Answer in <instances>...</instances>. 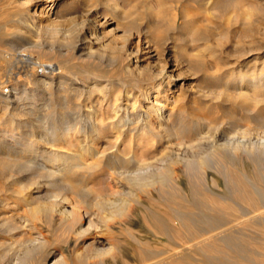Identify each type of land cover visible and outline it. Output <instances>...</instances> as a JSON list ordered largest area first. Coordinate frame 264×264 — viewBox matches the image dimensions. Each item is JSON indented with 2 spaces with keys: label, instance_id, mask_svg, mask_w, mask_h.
Segmentation results:
<instances>
[{
  "label": "rangeland",
  "instance_id": "obj_1",
  "mask_svg": "<svg viewBox=\"0 0 264 264\" xmlns=\"http://www.w3.org/2000/svg\"><path fill=\"white\" fill-rule=\"evenodd\" d=\"M209 1L211 0H57L54 9L38 17L35 14L38 13L39 6L48 0H0V50L8 56L6 59L0 58V76L3 73L0 79L5 78L3 71L10 67L11 61L13 65L16 62L11 53L26 49L39 61L52 63L61 71L58 73L55 69L54 77H51V72L26 73L16 69L21 76L17 79L15 75L13 79L17 91L22 93L23 90L31 94L40 89L41 95H37V102L46 101L50 103L51 109L54 108L52 104H55L53 102L59 91L56 87L52 89L45 86L46 92L45 88H39L38 80L41 77L54 85L59 80L64 81L63 85L71 81L73 87L84 83L85 85H81L85 90L84 96H75L73 101L80 103L85 112L87 109L94 115L97 113L94 118L99 122L101 113L109 111L110 115L111 108L106 105L112 102L115 91L109 86L112 85L113 89L117 87L115 82L118 78L121 106H128L124 98L127 95L128 103L134 104L133 114L141 113L145 116L153 105L147 102L146 94L149 93V100L161 101L158 100L160 95H152L150 88L158 76L162 75L170 80L168 88L172 90V96L170 93L167 95L171 100L168 105L172 107L168 110L167 120L176 118L179 110L183 109V117L190 123L192 119L204 117L206 122L210 121V125L215 124L213 126L218 125L231 131L228 126L235 123L234 120L240 118L242 123L249 124L251 116L264 108V0H247L254 7L248 18H243L233 8L227 11L214 7L211 9ZM175 4H181V12L188 15L177 20L175 27H167L166 23L172 12L178 10L171 8ZM160 10H164L167 18L156 28L155 13ZM33 19L39 21L38 26H31ZM183 21H186L185 24ZM150 49L152 51L148 52ZM175 95H179L181 99L173 102ZM106 96H109L108 101ZM257 98L262 100L255 103ZM43 111H35L32 118L22 117L25 124L20 126V131L26 133L27 142L34 148L35 154H31L40 152L52 157L60 150L66 152L61 139L53 142L39 138L38 121L35 118ZM8 117V112L0 105V130L5 132L9 130ZM106 122L104 127L99 128V135L95 133L91 139L75 133L74 143L80 142L82 145H74L76 153L81 152V156H78L74 151L78 157L74 156L76 161L85 158L86 148L97 150L94 156L100 158L101 153L115 154L123 147V142L127 143L124 140L120 142V137L129 138V131L125 130L118 139L120 128H111V123ZM152 124H156L155 128L150 132L146 129L139 140L145 145L133 149L140 160H147L167 151L166 137L162 135L158 122L154 121ZM189 132L191 136L192 131ZM135 142L136 140L133 143ZM144 150L146 154L141 156ZM175 168L174 178L186 185L189 177L180 170V165H175ZM100 171L102 170L89 174L93 190L101 188L100 181L97 182L101 176ZM211 171L215 172L214 169ZM179 186L182 187V184ZM135 193V198L126 204V213L111 218L106 231H100L95 219L91 225H87L86 217L81 225V229H84L81 234L62 232L60 223L49 221L42 214L38 215L35 222L31 220L29 227H26L14 221L12 215L17 209L24 214L25 207H0V264H49V258L46 257L48 253L51 257L62 253L67 264H77L75 256L89 253L95 236L106 238L113 248L103 259L93 261V258H88L85 264H161L155 260L159 255L162 256L160 258L168 257V252L173 247L170 241L173 242L174 239L170 238L169 241L157 231L158 221H169L173 231L184 230L173 215L175 202L168 195L165 198L164 191L158 185L143 190L135 189ZM14 197L6 199L5 206L14 204ZM72 197L70 199L77 202L78 198ZM80 203L82 204L81 201ZM95 209L97 210L95 206L89 207L91 211ZM10 224L16 227L6 230L5 226ZM31 235L36 236L38 241L43 240L45 244L42 247L38 243L31 245Z\"/></svg>",
  "mask_w": 264,
  "mask_h": 264
},
{
  "label": "bare ground",
  "instance_id": "obj_2",
  "mask_svg": "<svg viewBox=\"0 0 264 264\" xmlns=\"http://www.w3.org/2000/svg\"><path fill=\"white\" fill-rule=\"evenodd\" d=\"M211 1H209L211 9L214 7L227 11L233 8L243 18L250 17L254 11V7L247 0H213V5ZM56 2L57 0H48L41 4L35 15L42 17L50 9L55 8ZM171 8L178 10L172 12L171 18L166 23L167 27H175L177 20L188 15L187 12V14L181 12V4H175ZM163 12L160 10L155 13L156 28L160 27L167 18L166 13ZM184 22L186 21H183V24ZM38 25L37 19L31 21L32 27ZM150 51L152 49L148 50ZM11 54L16 62L13 65L11 61L10 67H6L3 71L5 78L0 79V105L9 115L7 120L9 130L7 132L0 130V207L4 206L7 209L15 207L14 205H17V208L25 207L24 214H21L18 209L13 212L14 221L29 227V222L31 223V220L35 222L38 215L42 214L49 221L60 223L62 232L81 234L84 231L81 225L87 217V225H91L95 219L100 231L103 229L106 231L111 218L126 213L128 210L126 204L136 196L135 189L143 190L158 185L159 189L164 191L165 198L168 195L174 200L173 215L184 230L173 231L169 221L163 219L158 221L157 231L167 240L171 238L174 241L169 240L173 247L170 246L168 257L160 258L161 255H159L155 262L161 264H264V108L260 113L251 116L249 124L242 123L243 120L240 121L239 116L236 115L239 119L228 126L231 131H226L218 125L213 126L215 124L210 125V121L206 122L204 117L191 118L190 123L186 117H183V109L179 110L176 118L167 120L168 110L172 108L168 105L171 100L167 95L170 93L169 95L172 96V90L168 88L170 80L159 75L150 91L156 97L160 95L158 100L161 101L149 100V93L146 94L147 102L153 104L152 110L145 116L141 113L134 115V104L128 103L127 95H124V98L128 106L123 107L119 103L118 78L115 82L117 87L113 89L112 85L109 86L112 91H115L112 102L106 105L111 108L110 115L109 111L106 114L101 113L100 120L97 122L94 118L97 113L94 115L86 108L87 112H85L80 103L73 101L75 96L79 98L85 93L81 87L85 85L84 83L73 87L71 81L63 85L64 81L59 80L57 85H54L53 82H46L40 76L39 88L46 86L54 89L56 87L59 91L56 101L53 102L55 104H52L53 109L49 108L50 103L46 101L37 102L40 89L36 88L37 90L31 94L25 93L27 92L25 90L19 93L14 86L15 82L13 84L15 75L17 79L20 76L16 69L26 73L51 72V77H54L55 69L58 73L61 70L59 67H54L52 63L39 61L31 52L23 48ZM7 57L5 52L2 54L0 50V58ZM44 91L46 92V88ZM174 97L173 102L181 99L179 95ZM261 100L257 98L254 102ZM128 107H131L130 110ZM37 110L45 111L35 118L38 121L39 138H46L53 142L61 139L66 152L60 150L52 157L40 152L36 155L31 154L34 148L32 144H29L30 142H27L28 137L26 138V133L23 134L20 131V126L25 124L23 116L32 118L31 116ZM106 121L111 123L109 124L111 128L116 126L120 128L118 139L125 130L129 131V138L120 137V142L124 140L127 143L123 142V147L115 154L101 153L100 158L94 156L97 150L86 148L87 157L76 161L75 155L78 153V156H81V152L76 153L77 150H74V147L81 144L74 143L75 133L76 135L77 132L81 133L86 139H91L95 133L99 135L100 127H104L107 124ZM154 121L158 122L162 135L166 137L167 151L151 156L150 159L140 160L133 149L144 144L139 140L146 129L150 132L155 128L156 124H152ZM189 131H192L191 136L188 134ZM135 140L136 142L133 143ZM145 154L144 150L140 155ZM175 165H180V170L189 177L186 185L174 178ZM99 169L102 171L97 182L100 181L101 188L93 190L90 186L89 174ZM179 184H182V187ZM12 196H15L12 200L14 204L5 206L6 199ZM71 196L78 198L79 202L78 200L73 202L70 199ZM90 206H95L97 210H89ZM9 226H5V229L13 230L16 227L11 225L12 227L9 228ZM37 239L36 236L31 235L30 244L38 243L39 247H42L45 243ZM93 240L94 244L89 253H79L75 256L77 264H85L88 258H93V261L97 258L103 259L104 255L111 252L113 246L106 238L95 236ZM49 254H45L49 258V264H67L62 253L52 257Z\"/></svg>",
  "mask_w": 264,
  "mask_h": 264
}]
</instances>
